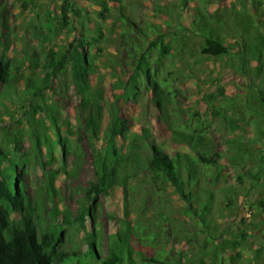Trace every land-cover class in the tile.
Masks as SVG:
<instances>
[{"label":"trees","instance_id":"16d2710c","mask_svg":"<svg viewBox=\"0 0 264 264\" xmlns=\"http://www.w3.org/2000/svg\"><path fill=\"white\" fill-rule=\"evenodd\" d=\"M75 1L65 0L59 24L50 28L56 34L58 27L66 26L67 41H52L44 58L39 52L25 51L21 61L8 53L11 28L4 1L0 5V19L7 29H0V264H236L245 259L241 251L247 247L256 256L246 258L245 264L260 263L264 246L252 245L247 228L233 239L214 222V193L205 188L206 177L214 175L212 181H218L224 173V157L215 151L206 124L181 122L177 89L170 79L175 72L168 71L166 64L191 63L196 55L199 63L233 54L246 62L256 61L261 70L264 33L235 4L229 15L210 11L207 1L192 7L191 0H176L168 6L170 29L164 31L159 24L139 20L136 7L123 0H112V5L99 0L104 8L94 13ZM184 14L191 18L189 22L183 21ZM230 31L238 37L236 53L226 38ZM111 47L115 52L107 54ZM102 67L113 81L114 100L107 99ZM67 81L76 88L79 124L102 143L93 150L96 178L81 189L84 201L76 215L60 208L63 193L54 180L47 185L46 201L33 202L26 181L32 153L25 148L21 125L25 119L34 129L37 163L46 167V154L50 162L55 161V151L60 150L63 162L73 157V170L64 172L75 177L82 163L81 147L63 134L59 109L50 103L65 90ZM146 91L152 92L172 140L187 151L171 152L149 128L133 129L124 104L138 103ZM213 109L214 114L222 113ZM5 115L9 120H4ZM50 128L54 144L48 138ZM41 138L47 139L46 146ZM170 188L185 200L182 214L188 220L168 208L164 198ZM140 190L145 191L144 197L138 196ZM117 192L124 195L123 216L109 211L116 226L107 228L99 197Z\"/></svg>","mask_w":264,"mask_h":264},{"label":"rangeland","instance_id":"374dc122","mask_svg":"<svg viewBox=\"0 0 264 264\" xmlns=\"http://www.w3.org/2000/svg\"><path fill=\"white\" fill-rule=\"evenodd\" d=\"M3 1L8 26L11 28L8 53L11 56L16 55L18 61L23 60L25 51L39 52L44 58L48 44L52 41L60 43L67 41L69 33L66 26L62 29L58 27L56 34L50 30L59 24L58 20L62 14L60 6L65 0H0V5ZM104 1L112 5V0ZM175 1L123 0L136 7L141 16L139 20L147 19L159 24L164 31L170 29L166 23L170 19L168 6ZM204 1L208 2L210 11L229 15L235 4L236 9L247 15L249 21H252L264 33V0H191V6L202 5ZM75 2L77 5L88 8L90 13L104 8L99 0H76ZM158 8L159 11L156 10ZM182 19L187 22L191 20L188 14H184ZM106 23L108 27L111 25V21ZM3 26L4 20L0 19V29ZM2 30L7 31L4 28ZM226 38L232 52L240 51L238 37H234L230 31ZM1 39L0 37V41ZM0 50H2L1 46ZM115 50V47H111L106 53H114ZM197 57V55L192 57L191 63L179 60L168 61L166 69L175 72L170 79L177 89L178 104L176 105L181 108V122L195 126L200 123L206 124L207 136L214 142L215 151L224 157L225 169L218 181H212L214 175L206 177L205 188L214 193L212 217L219 228L227 230L226 236L237 238L240 236L239 232L247 228L252 245L257 248L264 246V62L259 70L256 61L246 62L238 55L206 59L199 63H196ZM188 64L196 65L192 68ZM28 67L29 63L24 69L26 74L30 73ZM102 70L104 72V67ZM102 81L107 99L114 100L116 91L111 86L112 79L104 72ZM64 89L62 94H56L54 98H51L50 103L59 109L63 134L71 139L72 143L79 144L81 147L83 158L80 168L75 177H68L64 169L73 170L74 159L71 157L67 163L63 162L60 150L55 151V161L50 162L46 154V164L48 162L46 167L37 163L36 156L33 154L35 153L33 146L36 144L32 136L34 129L23 119L21 125L25 133L24 145L29 154H33H31L26 181L30 196L35 203L37 200L46 201L47 185L49 181L54 180L63 193L62 199L60 198V208L62 210L69 208L70 212L76 215L80 203L84 201L81 189L96 178L93 150L102 143L94 141L90 137V131L79 124L81 120L75 86L67 81ZM151 97L152 92L146 91L138 103L131 101L124 104L126 116L133 118V129L142 132L143 127L149 128L155 140L169 151L174 152L178 149L187 151V148L177 145L172 140L168 123L160 118ZM8 104L12 106L11 102ZM213 107L220 108L222 113L214 114ZM40 117L44 118L49 126L50 120L46 114L42 113ZM7 119L9 120V115L4 116V120ZM52 133L53 130L50 128L48 138L50 137L49 141L54 144L53 138L51 139ZM40 140L41 144L46 146L47 139ZM47 150L46 147L45 151ZM227 158L238 160V162L232 163ZM138 193V196L144 197L145 191L140 190ZM123 196V193L117 192L113 197L104 195L99 197L101 219L105 227L116 226L115 221L108 214L109 211L117 210L119 215L123 216ZM145 196L149 202H152L147 194ZM166 198H168V208L174 211L176 217L188 220V217L182 214L186 207L185 200L171 188L166 192L164 199ZM199 233V239L202 240L203 233ZM241 252L245 259H241L236 264H245L249 262L246 258L256 256L255 252L248 247ZM150 253H153V250H150ZM160 254L165 256L166 252L161 251ZM258 264H264V259H261Z\"/></svg>","mask_w":264,"mask_h":264}]
</instances>
